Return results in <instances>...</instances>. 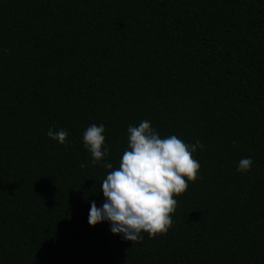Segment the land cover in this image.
<instances>
[{
    "label": "trees",
    "instance_id": "obj_1",
    "mask_svg": "<svg viewBox=\"0 0 264 264\" xmlns=\"http://www.w3.org/2000/svg\"><path fill=\"white\" fill-rule=\"evenodd\" d=\"M143 120L204 148L173 227L134 244L88 218ZM0 264H264V0H0Z\"/></svg>",
    "mask_w": 264,
    "mask_h": 264
},
{
    "label": "clouds",
    "instance_id": "obj_2",
    "mask_svg": "<svg viewBox=\"0 0 264 264\" xmlns=\"http://www.w3.org/2000/svg\"><path fill=\"white\" fill-rule=\"evenodd\" d=\"M105 131L103 124H91L83 133V145L91 154L92 165L105 161L109 154ZM47 135L67 147V130L49 128ZM127 139L128 147L119 166L102 164L110 170L100 184L104 202L100 207L95 201L90 202L88 222L93 227L108 222L113 235L135 244L142 242L143 233L154 239L173 227L172 215L178 204L174 197L188 190L189 181L199 178L201 165L193 154L204 145L200 141L187 144L176 135L161 138L150 120L129 125ZM236 146L234 141L233 147ZM253 164V159L243 158L237 171L247 173ZM80 166L85 167L83 163Z\"/></svg>",
    "mask_w": 264,
    "mask_h": 264
}]
</instances>
